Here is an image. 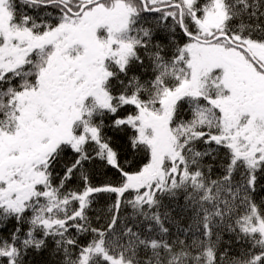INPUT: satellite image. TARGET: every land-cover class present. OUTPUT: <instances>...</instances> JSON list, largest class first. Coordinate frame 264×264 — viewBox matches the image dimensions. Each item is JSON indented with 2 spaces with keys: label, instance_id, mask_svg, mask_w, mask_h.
<instances>
[{
  "label": "snow or ice",
  "instance_id": "1",
  "mask_svg": "<svg viewBox=\"0 0 264 264\" xmlns=\"http://www.w3.org/2000/svg\"><path fill=\"white\" fill-rule=\"evenodd\" d=\"M0 264H264V0H0Z\"/></svg>",
  "mask_w": 264,
  "mask_h": 264
}]
</instances>
